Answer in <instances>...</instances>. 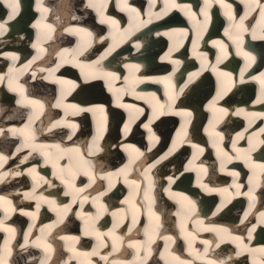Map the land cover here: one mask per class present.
<instances>
[{
    "label": "bare ground",
    "instance_id": "bare-ground-1",
    "mask_svg": "<svg viewBox=\"0 0 264 264\" xmlns=\"http://www.w3.org/2000/svg\"><path fill=\"white\" fill-rule=\"evenodd\" d=\"M27 1L30 0L22 2L21 12L13 22L31 19L32 23L27 22L23 25L27 26L26 29L31 32V36L27 35L25 29L17 36L18 45L0 47V68L7 65L6 60L12 58V55L19 58V66L16 67L22 70L28 68L27 64H31L34 58L49 59L48 62H51L53 60L51 57H55L57 62L51 64L44 75L35 74L36 78L32 83L34 89L22 91L20 95L18 93L14 95L11 84L2 87L4 75L0 72V104L3 108L0 114V118L3 119L0 128L5 129V134L0 136V154L10 157L0 162V176H3L0 181V196L5 197V201H0V221H3V225H0V253L4 255V264H41L42 261L46 264L51 258V249L44 252L49 244L43 248L44 239L41 235H45L54 227L58 237L64 240L63 248L69 250V254L61 260L63 255L57 251L51 264H72L71 262H74L73 264H264V252L259 251L260 240L262 236L264 237V223H261L258 217L259 214L264 213V207L257 203L259 210L257 213L252 212L253 205L256 204L255 199L264 198V181L259 182L257 174V170L264 171V168L260 167L264 165V136L261 137L264 132V119L258 122L264 117V83L261 80L264 69L259 73L255 68L243 78V74L247 69L249 70L259 54L258 46L264 45V16L261 15L264 0H258L255 10L250 7L249 0H223V3L221 0H208L207 5L205 0H175V3L165 7L151 6L139 15L123 9L121 5L120 14L112 12L114 19L110 18L115 20L116 24L107 22L109 19L103 15L102 18L99 15L96 18L100 23L95 22L96 25L100 27L102 23L109 27L105 34L106 38L102 37V33L99 34L94 30L93 26H88L89 20L94 22L89 12L98 11L96 8L86 7L88 0H80L83 5H80L81 9L75 7L77 5L74 0H52L55 2L54 5L49 4L51 0H36L35 5ZM127 3L130 8L137 6L142 9L145 6V1L127 0ZM24 8L27 9L26 13ZM61 9H64L63 14ZM9 11L4 0H0V23L6 22V29L10 26L7 20ZM33 11L36 12L35 16L32 15ZM218 11L225 16L226 22L220 21ZM64 15L67 17H63ZM181 16L187 20L186 24L182 21L179 23L181 24L179 31L182 33H178V30L172 33L169 28L170 23L172 20L178 22ZM168 18L171 20L167 22L169 25L162 26L161 22ZM60 21H63V24L52 41L57 40L61 47L65 45L64 49L61 47L60 50L51 49L48 57L44 56L48 48L44 43L50 35L43 33L48 26ZM42 23L46 24L44 28L41 27ZM209 23L213 25L214 31L217 27L221 28V35L208 37L205 44L208 43L213 47L214 53L220 50L221 54L213 61L210 59L213 51L210 47L199 48L193 45L192 56L199 62L206 63L198 69L192 62L188 69L182 68L187 62L184 59L182 62L181 58H186L188 61L193 59L189 55L181 54L178 48L181 43L176 36L189 34L192 30L191 35L195 39L202 38L205 34L204 29ZM66 36L77 39V48L73 44H67L69 41ZM8 39L14 40L15 36ZM106 39H109L111 48L101 54L102 47L99 44L107 43ZM249 39L256 42L255 46L249 43ZM88 41L93 42V47L89 44L84 51L89 52L92 47L94 56L91 53L81 57L82 45ZM148 41L149 44L153 43L156 48L158 47L157 49L161 47L162 51L166 50L163 47H168V51L166 50L164 54L160 53L157 60L160 64L170 62L169 66L172 70L162 72L156 68L157 75L134 77L135 86L146 82L141 86L142 88H133L128 95L129 98L124 100L128 91L121 90L123 86L117 81L118 79L116 80V76L124 79V71L133 69V66L137 70L139 64L145 63L138 59L141 56L139 53L148 52L146 50L148 46H145ZM125 44L131 45L134 52L122 51V54L111 55L114 51L112 48L122 47ZM32 48L35 49L34 56L30 58L29 53ZM197 50L204 54L203 59L198 55L200 53ZM176 52L180 56L174 58L175 55L172 54ZM97 53L101 55L96 56ZM169 55L172 56L168 57ZM108 57H111L110 69L113 71L102 72L100 75L112 83L101 91L102 88L97 85L98 80H94L98 79V76L92 74V69L102 66ZM73 58L74 62L69 60ZM237 60L238 66L241 67L239 80H234L232 77L231 82L227 81L226 85H230L227 90L223 85L225 77L229 78L230 75L224 74H231L229 68L237 63ZM63 63L67 64L65 65L67 74L58 73ZM155 65L158 66L157 63ZM204 69H207L208 73H203ZM182 70L188 72L184 73ZM30 71L34 73L33 68L26 69V72L30 73ZM111 73L115 75H108ZM78 74L84 76L79 78ZM210 75L215 76L214 80L218 81L220 87L218 90L216 86L214 97L210 96L208 99V96H203L202 93L206 87L211 88L210 85L215 84V81L205 83ZM200 76L204 80L201 83L196 80ZM37 79H40L39 82L36 81ZM164 80L172 88L180 87L179 90L173 89L177 95L184 91L182 94L184 104L183 100L177 106L160 100L157 105L159 91L149 82L160 85ZM45 81L51 83L63 81L70 89L66 91L67 86L57 83L56 92L51 85L43 83ZM251 81L256 84L252 85ZM245 82L248 83L240 87ZM232 87L230 97L224 99ZM253 87L257 95L251 100V94L245 92ZM120 90L122 93H118ZM42 91L47 95L54 91L51 93L56 97L52 98L54 107L45 96L42 97L43 101L36 103L35 106L30 103L38 100L34 93ZM108 91L110 94L107 95ZM231 94L235 100L232 99ZM187 96L192 100H186ZM240 96L243 99H239ZM112 97L113 101H110L109 98ZM206 99L208 101L204 105ZM21 100L23 103H17ZM175 100L176 96L173 102ZM83 101H86L88 106H84ZM187 102L191 104L188 105ZM229 103L233 105L228 110L229 114L226 118L225 113L220 117L218 115L214 117L216 122H220L218 128L210 125L203 129L198 128L197 124L191 125V130L200 129L198 131L201 135L190 134L188 126L193 120L197 122L206 114H217L221 112L219 109H224ZM70 105H76L84 111L74 112ZM155 105L157 109L155 113H146L139 118L143 111ZM98 107H103V112L87 111ZM122 109L129 113L135 112L136 119H130V123L122 121L120 119L123 117ZM89 113H95L94 120L89 121ZM23 117L24 122L18 124ZM176 121L180 123L179 127L175 126ZM70 124L76 127H69ZM125 125H128L127 132ZM145 125L148 127L146 128ZM101 126L103 133L97 138V129ZM140 128L144 129V132ZM105 132L107 138L102 142ZM143 133H146L145 139ZM159 137L161 140L158 139ZM94 139L102 151L93 149ZM142 139L146 143H140ZM14 142H18L15 147ZM242 143H246L248 148L242 146ZM10 146L14 147L13 150L4 153V150ZM208 146L214 149L215 163H212L209 153L205 155L212 164L206 163L207 158H200ZM17 148H20L19 152L16 151ZM189 151H192V158L184 160V154H188ZM105 156L113 161L108 162L106 170L103 171L100 170L96 160ZM140 157L142 162H137ZM162 157L164 159H161ZM239 162L243 163V169L240 171H250L248 181L246 180L249 186L241 187L242 184L237 180L241 174L233 167ZM12 163L15 166L12 167ZM253 167L257 169L251 171ZM33 169L35 171H32ZM16 172L22 175H13ZM78 175L84 176L86 180L83 182L82 179H78ZM190 176V183H186ZM76 178L79 182H76ZM28 180L32 181L31 186H27ZM178 185L184 190L179 189ZM63 195L68 198L60 201ZM35 199L41 200L32 207L35 202L32 200ZM7 201H11V204L9 205ZM76 201L81 205L72 215L71 205ZM48 202L51 205L48 208L51 213H48L50 210L42 205ZM250 204L253 207L249 208ZM218 208L221 209L219 212ZM55 209L59 213L58 216L48 218L53 215ZM242 212L248 215L245 216L244 213L241 216ZM18 214L22 215L18 216ZM68 215H71L70 219ZM239 216L240 221L233 219ZM105 218H110L111 225L103 222L106 221ZM34 221L37 222L36 226L44 224L46 227L35 229L31 225ZM216 223L224 224L228 233L213 231V229H221L215 227ZM68 224L71 231L64 229ZM120 225L122 229H118ZM9 228L15 229V232L7 231ZM194 228L197 229L193 230ZM23 230L25 231L22 232ZM64 230L66 234L63 233ZM209 231L214 236L211 233L205 234ZM80 232L81 236L77 234ZM176 232L179 233L178 237ZM250 232L251 236H249ZM179 237L188 241L186 253L189 255L186 258L180 256L181 253L178 251L182 243ZM235 237L242 239L237 240L234 239ZM107 238L109 239L106 241ZM55 240V236L50 237L47 243L58 244ZM109 240L114 243V251L119 250L122 245L128 249L123 247L119 254L113 255V252L110 253V250L105 249L110 244ZM154 240L163 241L164 244L153 242L150 246ZM176 240L178 242L174 245ZM6 242L10 254L4 253ZM72 242L84 243V246L74 247ZM25 243L27 247L21 248ZM89 243H92V247ZM172 245L174 246L171 247ZM202 245H205V248ZM88 246L92 249L86 250ZM94 251L95 255L92 254Z\"/></svg>",
    "mask_w": 264,
    "mask_h": 264
},
{
    "label": "snow or ice",
    "instance_id": "snow-or-ice-1",
    "mask_svg": "<svg viewBox=\"0 0 264 264\" xmlns=\"http://www.w3.org/2000/svg\"><path fill=\"white\" fill-rule=\"evenodd\" d=\"M4 2L7 5V8L10 10L9 14L7 16V20L11 21L18 15V13L20 11L19 0H4ZM249 2H250V7L252 8V10H255V7L258 4V0H249ZM121 3L123 5V9L129 10L131 12H136V9L130 8V6L127 3V0H121ZM221 3H223V0H221ZM205 4L206 5L208 4V0H205ZM224 6L225 7H230L229 5H224ZM86 7L87 8H96L97 10H100V8L103 7V0H88V2L86 4ZM261 15L264 16V6L261 7ZM205 16L207 17V13L206 12H205ZM107 22H109V23H111L113 25L117 23L115 20H111V19H109ZM49 27H51V26H49ZM5 30H6V22L0 23V35H3ZM79 30L83 31V29H79ZM89 35H90V33H89ZM34 47H35V45H34ZM12 58L13 59H17V57L15 55H12ZM252 59H254V58H252ZM108 75H113L114 76L115 74L111 73V74H108ZM224 75H230V74L225 73ZM261 80H262V83H264V73H261ZM61 83H65V82L62 81ZM73 87H75V85H73ZM13 91H15V89H13ZM118 100H119V97H118ZM17 103H23V100L17 101ZM30 103L36 104V103H39V101L33 100V101H30ZM121 106H124V105H121ZM69 107H71L74 110V112L84 111V109H81V108H79L76 105H70ZM87 111H92V112L100 111V112H103V107H98L96 109H91L90 108V109H87ZM219 111H221L222 113L227 114V110L226 109H219ZM185 115L190 116L191 113H185ZM30 119L31 118H29V120ZM68 126L72 127V128L76 127V125H73V124H70ZM145 127L147 128L148 125H145ZM25 128H27V125H25ZM127 129H128V125H125L126 132H127ZM12 131H13V134H15V129H13ZM97 132H98V137L97 138H99V136H102L103 127L102 126L98 127ZM4 134H5V129L4 128H0V136H2ZM93 149L95 151H102V148H100V146L95 142V139H94V142H93ZM16 151L19 152L20 148H17ZM9 158L10 157H8V156L0 154V162L6 161ZM161 159H164V157H162ZM159 162L160 161H157V163H159ZM21 163H23V161H21ZM152 167H155V165H152ZM260 167L264 168V165H260ZM32 171H35V169H33ZM13 175H22V173L16 172V173H13ZM2 179H3V176H0V181H2ZM0 201H5V197L0 196ZM7 203L10 205L11 201H7ZM37 207H39V205H37ZM251 207H252V205L250 204V208ZM220 210L221 209H219V208L217 209L218 212ZM5 211H7V209H5ZM25 214L27 215L28 213H25ZM247 215H248V213H245V216H247ZM260 222L264 223V213L260 214ZM0 225H3V221H0ZM7 231L15 232V229L9 228V229H7ZM213 231H218L220 233H228V229L227 228L213 229ZM249 236H251V232L249 233ZM234 239L239 240V239H242V238L235 237ZM26 247H27V243H25L24 245H21V248H26ZM259 251L264 252V248H261ZM4 253H9L10 254V250L7 248V242L5 244ZM92 254L95 255L96 254L95 251ZM0 264H4V255H3V253H0ZM41 264H44V262L42 261Z\"/></svg>",
    "mask_w": 264,
    "mask_h": 264
},
{
    "label": "water",
    "instance_id": "water-1",
    "mask_svg": "<svg viewBox=\"0 0 264 264\" xmlns=\"http://www.w3.org/2000/svg\"><path fill=\"white\" fill-rule=\"evenodd\" d=\"M249 43L255 46L254 43H256V42L249 41ZM147 46H148V48H146V50H148V52H146V59H151V56H149V52H150V50L153 49V47L155 45L153 43L149 44V42H147ZM257 50L259 52V57L262 59L261 61H263L264 60V53H262V50H264V45L263 44L259 45Z\"/></svg>",
    "mask_w": 264,
    "mask_h": 264
},
{
    "label": "rangeland",
    "instance_id": "rangeland-1",
    "mask_svg": "<svg viewBox=\"0 0 264 264\" xmlns=\"http://www.w3.org/2000/svg\"><path fill=\"white\" fill-rule=\"evenodd\" d=\"M86 1V0H85ZM74 2L76 3L75 5H77V6H75L76 8H79V9H81L80 8V5H81V1L80 0H74ZM81 6H83V5H81ZM90 14H93L94 12L92 11H90L89 12ZM83 17H84V15H82ZM91 18V17H90ZM91 19H93V18H91ZM94 20V19H93ZM68 37H70V36H68ZM70 38H72V37H70ZM69 40V38H67V41ZM73 42L72 41H70V42H67V44L68 45H71ZM64 46L65 45H63L62 47H61V49H64ZM52 86V85H51ZM54 87V86H53ZM57 92V91H56Z\"/></svg>",
    "mask_w": 264,
    "mask_h": 264
}]
</instances>
